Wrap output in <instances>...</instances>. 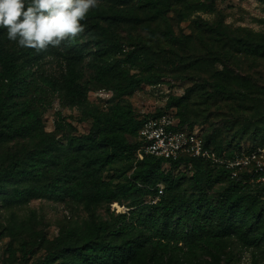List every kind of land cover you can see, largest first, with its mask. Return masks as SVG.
Wrapping results in <instances>:
<instances>
[{"label": "trees", "instance_id": "obj_1", "mask_svg": "<svg viewBox=\"0 0 264 264\" xmlns=\"http://www.w3.org/2000/svg\"><path fill=\"white\" fill-rule=\"evenodd\" d=\"M100 1L108 10L92 9L81 36L47 52L19 47L0 28V203L13 210L49 199L87 216L61 225L53 240L28 222L10 225L11 234H29L21 242L22 264H229L234 246L251 251V264H260L264 185L247 174L232 179L226 169L187 155L138 160L140 129L160 112L139 119L130 98L166 76L153 45L137 39L125 51L116 28L146 25L152 38L160 33L171 47L162 58L167 67L209 77L167 104L181 112V127L195 128L188 120L195 96L235 104L239 117L225 127L238 128L229 142L220 133L203 135L207 148L229 155L241 151L246 138L250 149L264 146V85L233 68L243 59L264 61V35L198 21V33L179 37L169 16L186 0ZM93 90L112 92L107 110L91 104ZM56 103L91 120L89 132L79 134L60 114L54 132H47L44 119ZM113 204L128 213L112 212ZM34 249L44 256L35 258Z\"/></svg>", "mask_w": 264, "mask_h": 264}, {"label": "rangeland", "instance_id": "obj_2", "mask_svg": "<svg viewBox=\"0 0 264 264\" xmlns=\"http://www.w3.org/2000/svg\"><path fill=\"white\" fill-rule=\"evenodd\" d=\"M99 7L106 10L109 8L107 3L101 1ZM169 18L175 34L179 37L198 33L195 24L198 21L211 24L220 22L234 31L235 29L248 30L264 35V0H186L184 3L178 4L176 11L172 12ZM116 33L125 51L132 50L129 46L136 44L137 39H141L143 43L153 45L157 54L162 56H159L157 66L159 72L166 76L164 83L145 87L143 91L136 92L130 98L136 117L142 119L148 115L166 111L180 120L181 117L178 116L181 112L177 107L167 108L171 97L185 96L187 90L194 85L202 84L205 80H210L209 77L204 74H185L179 72V69L172 70L167 67L166 60L162 58L171 47L167 45L160 33L152 38L146 25L141 27L133 23L123 24L116 28ZM177 50L179 49L177 48ZM238 63H240L238 66L233 67L234 70L250 76L258 84L264 85V61L243 59ZM133 72H140V68L134 67ZM88 77L89 73H87V79ZM88 98L92 105L105 111L111 105L113 94L106 90H93L89 93ZM204 99L195 96L189 101V108L195 112L192 114V118H188L189 123L195 124V128L204 136L220 133L222 137L219 139H226L225 142H229L235 135V128H238L235 127L229 132L225 127V125H231L228 123L232 122L234 114L235 117H239V114L235 112V104L228 105L224 101L211 103ZM59 114L65 119V122L76 127L79 134L89 132L92 125L91 120L83 121V115L79 110L62 108L57 103L45 116L47 132H54ZM252 145L253 143L247 138L241 141L243 149L250 148L249 146ZM169 168L167 165L164 166L166 171ZM179 171L185 172L188 177L193 175L191 169H179ZM177 173L178 171H176ZM120 208L128 210L124 206H120ZM99 215L102 219H106L105 209L100 210ZM86 218L87 216L81 208L49 199L33 200L25 207L13 210L5 209L0 203V264H22L21 242L24 235L28 236L29 234L26 231H21L19 235L18 233L11 234L10 225L15 222L17 224L28 222L32 227L44 232L49 240H53L57 237L61 225L80 223ZM34 252L35 258L44 256L42 249H34ZM251 261V251H241L238 246L232 248V261L229 264H251ZM259 261L260 264H264V254L261 252H259Z\"/></svg>", "mask_w": 264, "mask_h": 264}, {"label": "built area", "instance_id": "obj_3", "mask_svg": "<svg viewBox=\"0 0 264 264\" xmlns=\"http://www.w3.org/2000/svg\"><path fill=\"white\" fill-rule=\"evenodd\" d=\"M139 141L142 144L137 153L140 161L145 155L168 161H176L187 155L226 169L232 179H239L241 175L247 174L251 176L252 182L264 185V146L242 149L232 155L227 152L218 154L205 146L199 130L181 127L179 120L166 111L144 121ZM161 195L162 186L159 187V197ZM159 197L153 203H157ZM111 211L116 214L128 213V210L121 209L118 204L111 205Z\"/></svg>", "mask_w": 264, "mask_h": 264}, {"label": "clouds", "instance_id": "obj_4", "mask_svg": "<svg viewBox=\"0 0 264 264\" xmlns=\"http://www.w3.org/2000/svg\"><path fill=\"white\" fill-rule=\"evenodd\" d=\"M99 6L100 0H0V28L19 47L47 52L81 36V22Z\"/></svg>", "mask_w": 264, "mask_h": 264}]
</instances>
